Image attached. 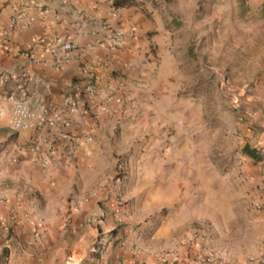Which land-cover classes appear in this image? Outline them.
<instances>
[{"label": "crops", "instance_id": "1", "mask_svg": "<svg viewBox=\"0 0 264 264\" xmlns=\"http://www.w3.org/2000/svg\"><path fill=\"white\" fill-rule=\"evenodd\" d=\"M33 1L44 11L30 9L35 21L12 29L13 8L24 0H0V71L12 78L28 72L30 97L46 107L45 124L36 131L11 133L0 118V220L16 216L12 235L0 229V239L21 248L22 264H56V259L58 264H81L100 236L106 240L101 264L137 256L150 260L170 248L164 241L177 221L167 218L147 240L146 219L162 210L184 209L185 195L200 192L218 170L217 158L194 138L199 132L194 107L177 95L176 59L166 57L161 45L155 58L149 53L154 39L146 35L168 34L166 3L153 0L164 6L150 13L143 8L152 0H128L131 5L120 7L115 6L120 0ZM177 1L188 8L197 2ZM116 29L125 41L112 49L110 31ZM53 38L74 46L62 69L24 56L32 50L47 59ZM96 39L100 44L94 46ZM82 68L89 73L84 75ZM76 90L82 99L76 113H68L63 98ZM5 92H15V86L0 80V94ZM111 94L115 100L107 102ZM132 100L137 110L129 107ZM119 155L130 170L124 186L111 180ZM119 191L128 203L126 217L113 201ZM33 231L44 232L46 239L28 246ZM114 231V238L105 239ZM177 250L176 264H191L186 250Z\"/></svg>", "mask_w": 264, "mask_h": 264}, {"label": "rangeland", "instance_id": "2", "mask_svg": "<svg viewBox=\"0 0 264 264\" xmlns=\"http://www.w3.org/2000/svg\"><path fill=\"white\" fill-rule=\"evenodd\" d=\"M162 1L169 12L164 22L168 34L148 33L147 40L154 39L149 53L155 58L161 45L166 57L176 59L177 95L194 107L199 126L194 138L199 137L217 158L218 170L214 180L203 182L200 192L185 195L184 209L162 210L146 219L147 240L156 226L173 219L177 222L164 241L170 248L158 253L200 237L229 261L245 264L264 248V211L257 209L264 193V0H197L194 8L177 0ZM148 3L143 9L150 13L163 5ZM129 107L137 110L136 101ZM246 145L260 155V161L244 155ZM117 161L125 166L124 186L130 170L119 155L114 172ZM119 195L118 207L126 217L128 203L122 192ZM69 225L66 222L65 229ZM115 236L116 231L109 232L105 239ZM102 237L81 264H101L106 241ZM19 248L1 238L0 264H22Z\"/></svg>", "mask_w": 264, "mask_h": 264}, {"label": "built area", "instance_id": "3", "mask_svg": "<svg viewBox=\"0 0 264 264\" xmlns=\"http://www.w3.org/2000/svg\"><path fill=\"white\" fill-rule=\"evenodd\" d=\"M3 7L0 2V9ZM30 9H34L36 12L42 13L43 7L33 0H24V3L16 5L13 8V14L9 18V24L12 29H20L29 27L34 21V17H30L28 12ZM112 49H117L125 41V36L120 30L110 31ZM6 33H4V40H6ZM100 44L98 39L95 40L94 46ZM74 46L69 41H62L59 38H53L51 40V51L50 56L45 59L42 54L39 56L35 52L28 51L24 56L32 63H45L53 69H62L70 59V53L73 51ZM84 75L89 72L86 68H82ZM0 80L6 84L12 82L15 86V92L13 93H2L0 94V118L6 119V125L11 133L19 134L29 131H36L45 124L46 107L41 100L32 98L29 95V81L30 75L26 71H22L16 77H11L7 73L0 71ZM89 96L93 93L88 91ZM82 99V92L76 90L67 94L63 98V109L68 113H76L78 103ZM115 94L108 95L106 98L107 102H114ZM9 106L10 109L7 111L5 106ZM62 109L56 111V114L60 115ZM125 166L122 161H117L116 171L111 179L114 184L123 186L126 179ZM93 195L90 198L84 199L79 205L86 204L92 200ZM114 199L116 207L121 206L119 192H115ZM4 201L0 199V208L3 206ZM121 209V208H119ZM257 209L264 211V193L260 195ZM16 223L15 214H10L5 219L0 220V229L7 234L11 231L12 226ZM46 239V234L42 231H33L30 238L27 241L28 246H32L38 242ZM178 248H183L187 252V258L190 259L191 264H231V262L220 255V253L212 247H209L204 243V239L200 237H194L181 243ZM178 250L164 251L151 256L150 260L148 257H134L129 261L118 262V264H176L179 260L174 259L177 257ZM245 264H264V248L257 254L248 257Z\"/></svg>", "mask_w": 264, "mask_h": 264}, {"label": "trees", "instance_id": "4", "mask_svg": "<svg viewBox=\"0 0 264 264\" xmlns=\"http://www.w3.org/2000/svg\"><path fill=\"white\" fill-rule=\"evenodd\" d=\"M131 4L132 3H130L128 0H120V1L115 3V6L116 7L129 6ZM243 153H244V155L248 156L249 158L253 159L254 161H260L261 160L260 155H257L255 153V151L251 150L250 147L247 145L243 148Z\"/></svg>", "mask_w": 264, "mask_h": 264}]
</instances>
